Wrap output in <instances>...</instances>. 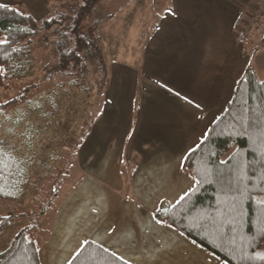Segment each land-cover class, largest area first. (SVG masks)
<instances>
[{
  "label": "crops",
  "instance_id": "1",
  "mask_svg": "<svg viewBox=\"0 0 264 264\" xmlns=\"http://www.w3.org/2000/svg\"><path fill=\"white\" fill-rule=\"evenodd\" d=\"M152 1L130 0L126 7L135 11L126 20L133 14L146 20ZM0 2H24L40 19L50 0ZM258 3L170 0L146 37L139 63L113 66L103 113L77 151L93 186L81 185L57 211L55 230L71 231L70 242L65 244L66 234L57 236L64 249L49 258L43 247L50 239L45 240L42 264H68L89 239L130 264H230L154 213L195 187V178L183 170L185 156L223 113L253 58L264 57L249 49L264 23L263 11L259 22L249 24ZM7 114L0 113L2 128ZM9 148L0 153L13 154ZM15 153L27 176L30 157ZM80 229L87 233L84 240Z\"/></svg>",
  "mask_w": 264,
  "mask_h": 264
},
{
  "label": "trees",
  "instance_id": "2",
  "mask_svg": "<svg viewBox=\"0 0 264 264\" xmlns=\"http://www.w3.org/2000/svg\"><path fill=\"white\" fill-rule=\"evenodd\" d=\"M101 1L80 0L74 14L40 20L23 3L0 2L4 5L0 6V41H7L0 44V86L10 88L14 80L31 74L37 59L35 48L45 31L53 35V55L62 75L87 71L101 50L94 34L84 31V22ZM36 86L30 84L21 97L0 103V112L9 110ZM91 128L92 124L81 141ZM198 145L183 161V170L196 180L195 187L173 206L156 209L155 218L230 264H264L255 258L256 253H264V75L247 68L223 113ZM21 164L14 154L0 153V200L23 197L27 181ZM56 191L51 190L47 207ZM17 217L14 212L0 216V232ZM36 226H25L16 234L0 252V264H42L45 240L40 243L34 236ZM68 264L130 263L89 239Z\"/></svg>",
  "mask_w": 264,
  "mask_h": 264
},
{
  "label": "rangeland",
  "instance_id": "3",
  "mask_svg": "<svg viewBox=\"0 0 264 264\" xmlns=\"http://www.w3.org/2000/svg\"><path fill=\"white\" fill-rule=\"evenodd\" d=\"M129 1L102 0L92 16L85 20L84 31L94 34L102 51L98 52L101 54L97 60L89 62V69L84 73L61 74L53 55V35L45 31L37 42L38 48H35L37 59L31 74L14 80L10 88L0 86L2 103L21 97L26 86L37 84L25 98L5 111L8 112L9 121L3 128L0 127V148L10 149L12 145L13 154L17 151L29 156L31 161L26 167L28 175L25 176L27 185L23 197L17 201L0 200V216L8 215L9 212L18 214L0 232V252L11 244L23 227L32 224L37 225L34 236L40 243L50 239L49 247H43L49 258L55 251L64 249H59L57 236L60 238L66 234L65 244L70 242L71 231L55 230L59 228L55 221H59L57 211L71 193L77 191L79 194L81 185L93 186L87 183L93 178L87 174L77 153L84 142L81 139L87 127L93 125L103 113V93L109 87L111 69L115 64L134 66L139 63L146 37L170 3V0H153L146 20H139L135 14L133 20H126L129 10L135 11L133 7H126ZM79 2L50 0L49 11L40 19L58 17L62 13L74 14ZM261 14H254L249 24L259 22ZM97 20H100L99 28ZM259 29L258 38H253L249 44V49L254 53L264 52V42L260 40L264 23ZM46 36L49 37L48 41ZM251 65L261 76L264 75V57L253 58ZM53 189L57 190V196L52 198L50 207H47ZM84 221L80 219L79 225L84 224L85 228ZM79 232V238L85 239L87 233L82 229Z\"/></svg>",
  "mask_w": 264,
  "mask_h": 264
},
{
  "label": "snow or ice",
  "instance_id": "4",
  "mask_svg": "<svg viewBox=\"0 0 264 264\" xmlns=\"http://www.w3.org/2000/svg\"><path fill=\"white\" fill-rule=\"evenodd\" d=\"M0 6H4V5H0ZM169 11H171V10H169ZM3 43H7V41H0V44H3ZM197 147H199V145H197ZM185 195H187V193H185ZM183 199H184V196H181L180 200H183ZM164 211H167V209H164ZM255 258L264 260V253H256Z\"/></svg>",
  "mask_w": 264,
  "mask_h": 264
},
{
  "label": "built area",
  "instance_id": "5",
  "mask_svg": "<svg viewBox=\"0 0 264 264\" xmlns=\"http://www.w3.org/2000/svg\"><path fill=\"white\" fill-rule=\"evenodd\" d=\"M264 11V0H259L257 5L256 14L259 15Z\"/></svg>",
  "mask_w": 264,
  "mask_h": 264
}]
</instances>
